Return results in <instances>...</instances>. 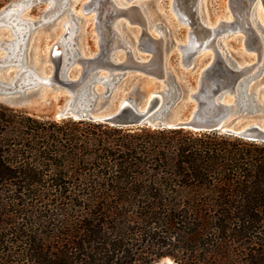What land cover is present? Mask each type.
<instances>
[{
	"label": "trees",
	"instance_id": "obj_1",
	"mask_svg": "<svg viewBox=\"0 0 264 264\" xmlns=\"http://www.w3.org/2000/svg\"><path fill=\"white\" fill-rule=\"evenodd\" d=\"M264 264V142L0 105V264Z\"/></svg>",
	"mask_w": 264,
	"mask_h": 264
},
{
	"label": "water",
	"instance_id": "obj_2",
	"mask_svg": "<svg viewBox=\"0 0 264 264\" xmlns=\"http://www.w3.org/2000/svg\"><path fill=\"white\" fill-rule=\"evenodd\" d=\"M254 2L256 0H230L235 21L221 25L225 30L240 29L246 35H249L247 31L254 33L258 43L251 18L256 10ZM193 20L198 23L196 18ZM197 27L209 31L200 24ZM209 51L213 53L212 61L199 72L197 90L189 93L170 63L172 52L177 53L180 67L189 72L197 68V60ZM44 60L52 64L54 71L44 84H57L71 95L52 113L55 119L85 120L125 128L218 130L264 142V59L238 63L223 58L218 48L216 51L190 44L172 48V45L160 43H99L91 50L54 45ZM71 68H78V75L60 80V73H68ZM138 76L144 77L143 82L149 85L144 94L137 93L113 102L112 93L117 86ZM3 83L7 82L0 80V84ZM35 85L39 83L30 86ZM97 87L105 91L98 93ZM81 91H85V97L80 95ZM184 95L194 99L197 106L189 117L179 118L176 106ZM0 100L22 108H28L32 102L31 93L7 92L2 87Z\"/></svg>",
	"mask_w": 264,
	"mask_h": 264
},
{
	"label": "rangeland",
	"instance_id": "obj_3",
	"mask_svg": "<svg viewBox=\"0 0 264 264\" xmlns=\"http://www.w3.org/2000/svg\"><path fill=\"white\" fill-rule=\"evenodd\" d=\"M90 0H0V84L5 91L31 93L28 108L14 107L0 100V105L26 113L36 118L61 121L52 117V113L71 98L68 90L57 84H44L53 76V66L44 59L48 57L50 48L55 44L61 48L94 49L99 43V31L95 13H85L83 5ZM124 4V9L138 11L142 23L131 22L123 17L117 20L114 27L120 39L126 44L160 43L165 45L186 44L192 28L180 21L175 11V0H131ZM236 0H233V2ZM256 10L252 15V23L262 38L261 52L256 50V35L242 30H225L221 23L235 21L230 9V0H199L196 5L197 16L213 36L209 41L218 46L223 58L238 63H249L258 58L264 59V9L262 1L257 0ZM108 16L109 14H105ZM70 28V29H69ZM67 29L70 30L68 34ZM97 29V30H96ZM199 30H202L199 27ZM215 33V34H214ZM208 35V34H207ZM17 54V56H16ZM213 53L208 52L197 60V68L185 71L180 67L176 52H172L170 63L179 73L181 82L189 90L195 92L199 83V72L212 61ZM78 68L60 73V80L74 78ZM144 77H132L117 86L112 93V101L118 102L125 97L144 94L149 85ZM39 83V85H34ZM43 83V84H42ZM152 85V84H151ZM139 91V88H141ZM162 88H165L164 86ZM98 93L104 88L97 87ZM80 95L86 96L85 91ZM233 100L230 99V102ZM197 103L188 95H184L176 106L179 118H187L195 110ZM68 120V119H62ZM165 259L162 258L156 264Z\"/></svg>",
	"mask_w": 264,
	"mask_h": 264
},
{
	"label": "bare ground",
	"instance_id": "obj_4",
	"mask_svg": "<svg viewBox=\"0 0 264 264\" xmlns=\"http://www.w3.org/2000/svg\"><path fill=\"white\" fill-rule=\"evenodd\" d=\"M125 2L130 3L131 0H123ZM199 0H175V11L178 15L180 21L184 22L188 26L192 28V32L189 34L188 42L186 44H190L193 46H202L204 49L214 48L217 51L218 46L213 43L214 40H211L212 43L208 40L209 36L213 33L210 31L209 33L205 30H199L197 27L198 24H203L200 22V18L197 16L196 6ZM237 1V0H236ZM262 1V7L264 9V0ZM246 2V1H245ZM256 2H254V6H256ZM124 4L117 0H90L88 3L85 2L82 9L85 13H95L93 18L96 20L97 29L99 31V41L101 43H111V44H124L121 41L120 35L115 30V23L120 18H127L131 22L142 23V18L137 10L126 8L124 9ZM195 13L194 15H191ZM105 14H109L106 16ZM197 20L196 23L193 19ZM205 29V26H203ZM70 29V28H69ZM67 29L68 34H70V30ZM96 29V30H97ZM208 34V35H207ZM215 34V33H214ZM258 36V45L256 50L261 52L262 43L261 37ZM55 45V44H54ZM53 45V46H54ZM262 59V58H261ZM158 264H173L170 259H165Z\"/></svg>",
	"mask_w": 264,
	"mask_h": 264
}]
</instances>
